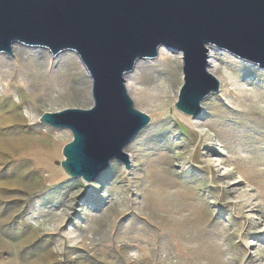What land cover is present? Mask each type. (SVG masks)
<instances>
[{"label":"rangeland","instance_id":"374dc122","mask_svg":"<svg viewBox=\"0 0 264 264\" xmlns=\"http://www.w3.org/2000/svg\"><path fill=\"white\" fill-rule=\"evenodd\" d=\"M216 51L220 90L191 120L175 110L178 57L145 65L130 94L151 122L131 166L114 160L89 184L61 167L71 132L40 122L92 106L74 53L0 56V103L23 120L0 166V264H264V68Z\"/></svg>","mask_w":264,"mask_h":264},{"label":"water","instance_id":"95a60500","mask_svg":"<svg viewBox=\"0 0 264 264\" xmlns=\"http://www.w3.org/2000/svg\"><path fill=\"white\" fill-rule=\"evenodd\" d=\"M14 45L78 56L91 83L92 106L46 113L42 124L67 129L61 167L89 184L120 160L150 124L126 78L159 49L182 53L183 84L175 110L189 118L220 90L209 71V47L264 68V0H0V56Z\"/></svg>","mask_w":264,"mask_h":264},{"label":"bare ground","instance_id":"6f19581e","mask_svg":"<svg viewBox=\"0 0 264 264\" xmlns=\"http://www.w3.org/2000/svg\"><path fill=\"white\" fill-rule=\"evenodd\" d=\"M21 49H27V48L24 46H21V45H14V47H13L14 57L5 56V55H1V56L6 57V58L7 57L8 58H15V64L14 65L16 66V64L19 63L18 51ZM216 52L217 51L214 47H209V71L211 72V74L213 76H215L219 80V78L217 76L218 67H217L215 60H214V56H215ZM48 54H49L48 59L50 61L49 66H54L56 61H55V59H53V56L50 53H48ZM74 56H75L76 60L80 63L82 68L84 69L83 65L81 64V62L78 58V56L76 54H74ZM175 57H178L177 59H179L182 62L183 57H182L181 52L175 51V50H172L170 48L163 46L159 49V56L156 60H145V61L138 63L135 70L130 75H128L126 78V84H127V88L129 90V92H131V87H133V85H134V88H136V90L138 89V84L136 83V81L138 80V76L141 73V70L145 67V65L151 63L152 61L158 65L159 64L164 65L166 62L170 61L171 58H175ZM84 71L86 72L85 69H84ZM86 74H87V72H86ZM87 76H88V74H87ZM163 90H164L163 96L164 97L168 96L169 94H171V85L168 84ZM176 113H177V111H176ZM177 114L185 120H191V118L186 117L180 113H177ZM22 122H23L22 117L20 116V114L16 110H14L11 107L7 108V106L4 105L3 102L0 103V166L2 168H5L9 165V162H7L5 160V157H4L5 152L4 151L14 150L16 148V145H17L15 142H10L8 145H5L4 142L13 136V132L15 130H17L23 126ZM85 185H87V184H85Z\"/></svg>","mask_w":264,"mask_h":264}]
</instances>
